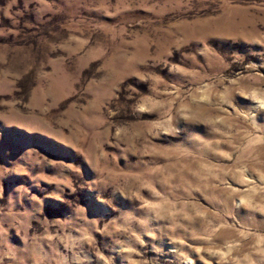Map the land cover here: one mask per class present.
<instances>
[{
  "label": "rangeland",
  "instance_id": "rangeland-1",
  "mask_svg": "<svg viewBox=\"0 0 264 264\" xmlns=\"http://www.w3.org/2000/svg\"><path fill=\"white\" fill-rule=\"evenodd\" d=\"M0 264H264V0H0Z\"/></svg>",
  "mask_w": 264,
  "mask_h": 264
}]
</instances>
